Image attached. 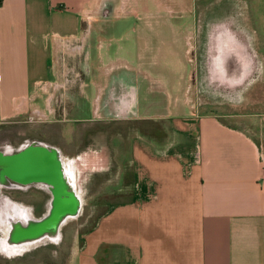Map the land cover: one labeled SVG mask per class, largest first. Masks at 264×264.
<instances>
[{"label":"crops","instance_id":"crops-1","mask_svg":"<svg viewBox=\"0 0 264 264\" xmlns=\"http://www.w3.org/2000/svg\"><path fill=\"white\" fill-rule=\"evenodd\" d=\"M145 4L0 0V128L9 125L22 141L41 135L31 131L35 124H74L70 135L42 138L64 156L78 147L83 127L136 125L99 150L98 163L117 173L107 184L106 209L69 264H264V114L205 112L230 102L207 90L204 100L190 101L188 79L176 85L172 71L159 80L150 68L154 34L167 29L173 44L174 24L119 20L126 11H147ZM147 4L157 15L168 10L156 0ZM111 86L130 93L124 106L133 112L109 111Z\"/></svg>","mask_w":264,"mask_h":264},{"label":"flooded vegetation","instance_id":"flooded-vegetation-1","mask_svg":"<svg viewBox=\"0 0 264 264\" xmlns=\"http://www.w3.org/2000/svg\"><path fill=\"white\" fill-rule=\"evenodd\" d=\"M166 1L170 2L171 8L159 12L158 16L161 21L174 24V0ZM187 1V4L184 6V11L188 13V17L190 16V18H193L192 16L195 14V11L198 10L199 5H195V0ZM238 4L239 3L233 0H224L222 8L213 9L216 3L209 1L205 3V7L202 8L205 14L199 25V51L195 57L196 69L199 77L198 81L202 92H204V90L210 91L211 93H213V91H219L223 93V95L227 92L238 93L244 89V86L250 82V79H253L258 74L259 58L253 46L254 40L251 33L244 26L243 16ZM142 12L147 15V19L144 20L150 22L153 16H151L150 13L148 14V11ZM128 16H130V14H124L121 18ZM123 21L126 25L134 26L132 22ZM206 77L209 78L211 84H208ZM146 86L141 89L143 93L147 91ZM132 87V90H136L134 85H132ZM133 92L134 91H132V93ZM106 96L109 111L133 112L134 107L129 109L128 112L124 106L126 98L130 96V93L126 92V89L120 92L119 90H115L114 86H111ZM145 96H147L146 101L149 103L152 98L151 94L146 92L144 98ZM140 98L143 102V96L141 97L140 95ZM142 104L145 103H141V105ZM140 109L142 110L143 107ZM73 110L74 109H72V111ZM59 116H61L60 110ZM54 126H59L58 129L62 132L61 127L65 125H32L31 131H33L34 134L41 135L29 140L20 141L14 133L5 134L4 138L0 141V156H16L23 153L25 149L31 148L35 150L44 149L53 157L52 159L55 164L52 169L50 168L51 165L46 166V172L59 167L61 179L55 180L53 178H48L49 175H45L46 178L41 176L34 180L19 179L13 181L5 175L4 179L0 177V194L22 207L20 211V221L23 228H27V230L28 227L32 229L31 224L34 223L36 231V224H40L45 221L46 218L60 219L63 214L61 205L65 204L67 199H74L76 201L75 207L77 205L79 206V209H75L76 211L78 210L76 213L77 215L65 225L56 226L53 231H45L42 229L38 231L37 234H32L33 231L31 230L29 232L28 230L27 235H21L22 237H18L14 239V241L2 239L0 241V250L4 253V256L11 257L7 260H21L24 262L27 261L28 258L34 257L36 254L40 255L50 250L56 253L62 246L66 226L69 223L79 221L83 215L84 201L82 187L84 184V175L87 176L89 173L92 175L105 170V167H103L101 163H98L97 157H100L101 151L96 149L99 146L97 140L90 146L89 141L93 139H87L83 135L84 139L80 140L78 147L68 149V154L64 156L58 149L47 144L42 138H45V136L49 137V135L55 136L57 133L52 131ZM71 126L75 125L71 124ZM92 127L93 125H89L83 128L91 129ZM70 134L72 133L70 132L68 135ZM84 141L85 143H83ZM66 145L68 148L70 147L69 142ZM105 146H108L107 142H105ZM98 151L100 153H98ZM91 185L93 186L94 184L92 183ZM67 189L69 191L68 193L66 191ZM55 223L56 222H54V224Z\"/></svg>","mask_w":264,"mask_h":264},{"label":"rangeland","instance_id":"rangeland-1","mask_svg":"<svg viewBox=\"0 0 264 264\" xmlns=\"http://www.w3.org/2000/svg\"><path fill=\"white\" fill-rule=\"evenodd\" d=\"M141 1L144 2V0ZM156 1L159 4H162L163 9L171 8L170 2H167L166 0ZM209 1L216 3L213 9L222 8L224 4V0H195V5H199L198 10L195 11V14L192 16L193 18H190V16L188 17L187 15L188 13L184 11V6L188 1L174 0V31H177L179 38L174 40V43L172 44V40H170V37L167 36L166 33L168 30L158 26L156 34H154L156 38L153 39L158 42L155 50L156 53L159 48H161L162 52H160V56L156 55L155 51L152 52L153 56L151 60L153 63L150 68L157 71L159 80H165L167 76L164 75L166 73L173 72L176 85H180L184 79H188V98L190 101L193 100V97L195 100L196 96H199L200 100H204L205 98L203 95H206L201 91L199 81L198 83L196 82L197 84L193 83L194 85H192V79L197 73L196 59L194 58L197 56L196 54H198L199 51L198 31L199 25L204 17L203 15L205 14L202 8H204L205 3H208ZM233 1L239 3L238 5L243 16L244 26L253 37V46L259 58L258 74L253 79H250V82L244 86L242 91L238 93L227 92L223 95V93H220L219 91H213L214 94L210 93V95L213 94V97L215 96L217 99H221L219 98V95L222 97L225 96L227 101L230 103L227 104L226 107H207L203 110H205V112L215 113H229L236 111L241 114L257 116L258 114H264V0ZM145 6L146 7H144V9L148 11V14L150 13V15L153 16V19H160L156 13V9L154 10V5L147 4L146 0ZM124 14H129V11H126ZM141 19H147V15L146 13L138 10V14L136 16L130 15L125 18H120L119 20H125L135 24ZM133 41L135 40L132 34V40L129 41V47L130 50L135 51ZM161 41L164 42L162 47L159 43ZM122 54H124V52ZM206 78L208 84H211L209 78ZM152 88H154V85H147L148 91L152 90ZM153 92L154 91H152V93ZM154 94L155 93H153V95ZM70 126L71 124H67L64 127H61V130L69 134L67 129ZM58 128L59 126H54L52 131L58 133ZM9 129V125L0 128V141L4 138L5 134L7 135V133H10L8 132L10 131ZM136 131V125L132 124L115 126L109 124H98L93 125L91 129H84L81 137L82 139H84V136L87 139H92L95 135L99 137V146L96 149L100 150L102 148V144L105 145V142L108 143L109 147L115 144L116 140L113 138L112 140L110 139L113 134L115 135L116 133L120 135V137L122 136L125 138L130 133ZM94 141L95 139L89 141L90 146L94 144ZM83 143H85V141ZM124 147L125 145L123 143L120 144V149L123 150ZM116 149H118V146ZM114 151L115 150H113V153ZM109 153L111 154V148ZM123 159V157L119 158L121 162ZM117 169V166L110 165L108 170H103L92 175H90L91 173L87 174V176L84 175V184L82 187L84 201L83 215L79 221L69 223L66 226L62 246L56 253H53V251L50 250L49 252H45L40 255L36 254L34 257H30L24 262L21 260L11 261L0 257V264H69L75 250L80 244L81 236L92 227L98 216L106 209V192L111 190L107 187V184L108 182L114 180L117 173L115 170ZM91 182L94 184L93 186L91 185ZM21 210L22 207L19 204L12 202L10 199L0 194V241L2 239L14 240L20 236L23 228L20 221Z\"/></svg>","mask_w":264,"mask_h":264},{"label":"water","instance_id":"water-1","mask_svg":"<svg viewBox=\"0 0 264 264\" xmlns=\"http://www.w3.org/2000/svg\"><path fill=\"white\" fill-rule=\"evenodd\" d=\"M52 158L53 157L46 150H35L33 148L25 149L23 153L16 156H0V177L4 179L6 175V177H8L10 180L14 181L19 179L34 180L37 177L39 178L41 176H44V178H46L45 175H49L48 178H53L55 180L61 179V175L59 174V167L46 172V166L51 165V169L53 166H55ZM66 191L67 193L69 192L68 189ZM75 204L76 201L74 199H67L65 204L61 205L63 214L60 219L46 218L45 221L41 222L40 224H36V231L34 228L35 225L34 223H32V229H29L28 227L29 232L32 230V234H37L38 231L42 229H44L45 231H53L56 226L59 227V225H65L68 221H71L75 217V215H77L76 213L78 210L76 211L75 209H77L79 206L77 205L75 207ZM54 222H56V225L54 224ZM28 230L27 228H22V232L20 233L19 237H22L21 235H27ZM9 241L14 240L9 239Z\"/></svg>","mask_w":264,"mask_h":264},{"label":"bare ground","instance_id":"bare-ground-1","mask_svg":"<svg viewBox=\"0 0 264 264\" xmlns=\"http://www.w3.org/2000/svg\"><path fill=\"white\" fill-rule=\"evenodd\" d=\"M81 202H82V201H81ZM79 214H80V213H79ZM78 216H79V215H78ZM56 234H57V233H56ZM55 236H56V235H55ZM55 236H54V237H55ZM51 238H52V237H51ZM40 240H41V239H40Z\"/></svg>","mask_w":264,"mask_h":264}]
</instances>
